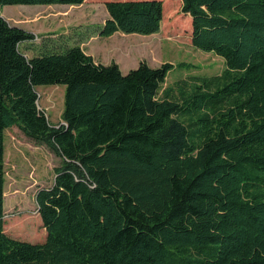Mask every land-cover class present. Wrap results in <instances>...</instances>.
<instances>
[{"label":"trees","instance_id":"trees-1","mask_svg":"<svg viewBox=\"0 0 264 264\" xmlns=\"http://www.w3.org/2000/svg\"><path fill=\"white\" fill-rule=\"evenodd\" d=\"M179 2L192 45L226 68L176 96L163 89L170 62L122 73L67 36L35 43L0 16V264H264V0ZM104 5L98 36L160 29L163 0ZM51 84L64 85L57 126L37 104L35 87ZM11 126L60 159L35 196L42 242L4 231Z\"/></svg>","mask_w":264,"mask_h":264},{"label":"rangeland","instance_id":"rangeland-1","mask_svg":"<svg viewBox=\"0 0 264 264\" xmlns=\"http://www.w3.org/2000/svg\"><path fill=\"white\" fill-rule=\"evenodd\" d=\"M105 1L85 0L79 5H4L0 7V15L10 25L32 32L35 43L44 36L46 39L67 36L70 43H80L84 52L96 61L106 64L115 61L123 71L136 67L140 61L151 66L170 62L173 67L166 75L163 89L170 87L173 96L181 87L188 89L187 84L219 75L226 68L223 58L192 45L190 17L180 11L179 0H163V18L156 33L116 32L98 36L93 30L108 16ZM20 49L27 57L38 52L26 43ZM35 89L38 108L52 125L62 124L64 85H38ZM4 134V231L16 239L42 242L46 231L35 196L38 190L52 184L54 167L60 159L47 146L35 144L16 126L7 128Z\"/></svg>","mask_w":264,"mask_h":264},{"label":"crops","instance_id":"crops-1","mask_svg":"<svg viewBox=\"0 0 264 264\" xmlns=\"http://www.w3.org/2000/svg\"><path fill=\"white\" fill-rule=\"evenodd\" d=\"M90 38H92V37H90ZM89 55H91V54L89 53ZM103 64H106V63H103ZM118 65H119V64H118ZM119 68H120V70H121L122 73H126V72H127V70H126V71H123L122 68H121L120 66H119Z\"/></svg>","mask_w":264,"mask_h":264},{"label":"water","instance_id":"water-1","mask_svg":"<svg viewBox=\"0 0 264 264\" xmlns=\"http://www.w3.org/2000/svg\"><path fill=\"white\" fill-rule=\"evenodd\" d=\"M1 16V15H0Z\"/></svg>","mask_w":264,"mask_h":264}]
</instances>
